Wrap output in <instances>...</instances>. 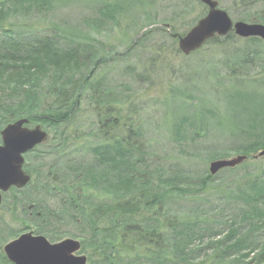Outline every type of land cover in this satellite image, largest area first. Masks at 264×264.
<instances>
[{"label": "trees", "instance_id": "1", "mask_svg": "<svg viewBox=\"0 0 264 264\" xmlns=\"http://www.w3.org/2000/svg\"><path fill=\"white\" fill-rule=\"evenodd\" d=\"M249 1L231 0L223 9L233 20L264 25V0ZM136 3L0 0V144L4 128L25 119L51 137L25 156L28 186L3 196L0 207L20 229L0 223V264H12L2 249L23 231L50 242L78 240L88 264H264V156L255 157L264 151V41L233 32L209 41L206 48L223 53L215 64L231 86L220 81V67L209 65L220 78L219 105L209 91L171 87L172 143L163 154L141 121L147 103H136L137 88L151 82L154 54L164 48L157 37L145 41L164 36L181 54L178 41L154 29L119 56L98 38L129 21ZM199 5L201 19L208 10ZM76 8L96 17L84 27L50 19ZM188 9L185 2L172 13L173 34ZM141 47L150 54L142 70L130 61ZM120 61L122 83L109 84L99 70ZM177 98L195 99L198 107L185 112ZM232 154L247 161L209 172L211 162Z\"/></svg>", "mask_w": 264, "mask_h": 264}, {"label": "rangeland", "instance_id": "2", "mask_svg": "<svg viewBox=\"0 0 264 264\" xmlns=\"http://www.w3.org/2000/svg\"><path fill=\"white\" fill-rule=\"evenodd\" d=\"M104 1L111 2L113 0H104ZM230 1L231 0H218L220 9L224 10L223 9L224 5L226 6L227 4H229ZM134 2H137L136 3L137 6L133 7V9L130 11V18L132 17V19L129 18V21H123L121 23L122 24L121 28H117L116 26H113L112 28L110 27L108 32L104 31V34L98 36V38L106 45V47L113 48V52H112L113 54H118L119 56H121L126 51L135 49L138 46V43L141 41L142 37H144L145 33L149 31L151 32L154 29H158V30L164 29L166 33L173 36L174 40L178 41V38L174 37V35L184 36V34L188 33V31L192 29L191 28L185 30L186 25H189L187 24L189 23V21L196 19V21L199 22V20L202 19V18L201 19L198 18L201 15V10L199 7L200 6L199 4L201 3L198 2L197 0H140V1L134 0ZM141 2H143V4H141ZM185 2L189 5L191 4L192 9H188L189 12L183 17L177 18V20H179V23L175 26L178 33L173 34L172 29L170 27L172 24L169 22V19L172 16V13L175 11V9L179 11L180 9H182V6H185ZM254 2H256V0H250L249 4H252ZM79 10L80 9L78 8L72 11L69 10L70 12L67 10L60 15H54L53 17H50V19H60L63 25L65 24V26L79 27V25L82 26V24L84 23V21H86V19H89L91 17H96V15H94L92 11L84 12ZM258 10L260 9L256 7L255 11ZM145 12L146 14L151 15L150 23L146 20L147 16H145ZM233 21L237 22L238 20L237 21L233 20ZM82 30L83 32H86L87 28H84ZM124 30L127 33V36L123 35ZM235 36L237 38H240V40H245L240 36H237L236 34ZM156 37H157V41L164 45V48L163 50H159L157 48L159 51L154 54L155 56H157L156 63L150 74L147 73V75H149L150 77L151 82L146 83L140 88L139 87L137 88L138 89L137 99H140V101L136 103L138 104L139 102L142 104L147 103L146 105H142V107L145 106V113L141 121L144 123V126L149 127L151 131V133L149 134V138L151 139L152 145L155 148H157L159 152H162L163 154H167V152H170L171 150V143H172V141H170V137H169L170 135L167 130L173 124L172 115L175 110L174 109L175 107H173L171 103H169L174 100L172 98L170 88L177 87V89L178 88L185 89L186 87L187 89L191 90V87H193L191 91L193 90L197 92L206 91V93H208L209 91L210 95L211 93H213L212 101L216 102V104L219 105L220 103H222L223 98H219L221 95L222 86L218 85V80L221 78L220 81L225 82L226 86H231V85H229L228 79L223 78L222 69L220 65L215 64L217 58L219 59V56L223 53L222 52L221 54L219 52L217 53L216 51H213L210 47L206 48V46L211 45V43L208 44L209 41H212L214 39L207 41L206 44L201 48V49L206 48V51L203 53L205 55L196 56L195 59H193L190 58V56H192L193 53L191 55H186L182 53L176 54L175 49H173L174 47L176 48V46H174V44H171L170 39H166L164 36L159 37L154 33V35L149 37V39L145 42L151 43L156 39ZM144 45H148V47L146 48L148 51L152 49L151 44L144 43ZM177 48H179V44L177 45ZM130 55H131L130 61L133 59V63L134 64L136 63L138 67H140V70H142L145 67L143 63L146 62L150 54L144 55V52L142 51V47H141L137 52L133 51L132 54ZM120 63L122 62L121 61L117 62L115 65L109 67V70L108 69L106 70V68L104 67L100 68L99 71H101L102 75L107 78L109 84L110 83L113 84V80L116 82V84L122 83V80H119V78L117 77L118 76L117 74L123 69ZM209 65H214L215 68L220 67L221 70L219 72L221 73L220 78L219 76H216V74H214L213 71L207 70ZM197 92H193V96L196 97ZM201 95L203 96L204 93L201 92ZM178 98L176 99V102L178 104L184 103L185 101L184 99H182L183 101L180 102ZM185 102L186 105L188 106L185 112L187 110H190L188 112H194L195 108L198 107V103H197L198 101L195 99L186 98ZM176 109H177V113L179 112L181 113L184 108L177 106ZM120 125H119L120 127L118 126L119 128L121 129L125 128V124L120 123ZM212 133L214 135L216 134L215 132ZM212 133H210L211 135L209 136V138L213 136ZM50 138L51 137L49 136L48 140H50ZM178 154L180 155L182 153L179 152ZM238 156L241 155L232 154L230 160ZM0 216H2L3 218V220L0 221V223L2 222L3 224L5 222L4 226L8 227L9 225L10 227H13L17 230L20 229V227L18 228L17 224L11 222L10 215L9 214L7 215L4 212V209L1 207H0ZM30 232L23 231L19 233V237L22 234H26ZM13 240L15 239H11L9 240V242ZM50 243L56 244L59 242H50ZM4 247L5 246H3L2 249L3 253H4L3 251ZM77 255L87 256V258H89L87 253L85 254L79 253Z\"/></svg>", "mask_w": 264, "mask_h": 264}, {"label": "water", "instance_id": "3", "mask_svg": "<svg viewBox=\"0 0 264 264\" xmlns=\"http://www.w3.org/2000/svg\"><path fill=\"white\" fill-rule=\"evenodd\" d=\"M207 7L208 13L188 33L174 35L178 38L179 50L182 54L191 55L200 50L207 41L218 37H227L230 33L247 40L257 38L264 40V25L234 22L227 11L220 9L218 0H197ZM27 119L9 124L1 132L0 144V205L3 195L12 188L23 189L30 183V176L24 169L26 156L37 146L48 142L49 136L41 126L28 128ZM264 152L258 157H263ZM246 156H238L231 160L211 162L209 172L217 175L222 169L242 165ZM81 242L65 239L63 242L50 243L45 236L33 233L22 234L18 239L10 241L4 247V254L12 264H88L86 256L77 255L81 250Z\"/></svg>", "mask_w": 264, "mask_h": 264}]
</instances>
